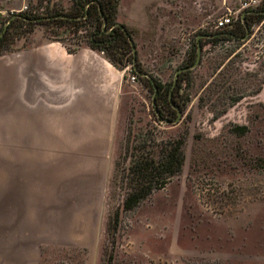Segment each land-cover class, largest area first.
Returning <instances> with one entry per match:
<instances>
[{
	"label": "rangeland",
	"instance_id": "1",
	"mask_svg": "<svg viewBox=\"0 0 264 264\" xmlns=\"http://www.w3.org/2000/svg\"><path fill=\"white\" fill-rule=\"evenodd\" d=\"M57 1L63 9L68 7L69 0ZM158 1L153 3L154 14L160 20L153 16L150 28L130 30L136 59L146 73L170 84L196 36L210 32L208 24L226 9L240 18L244 10L238 11L239 5L247 0H166L168 4L163 6ZM26 6L42 10L35 0H25ZM10 14L0 15V27ZM173 18L180 23L179 32ZM84 33L81 29L75 35L68 33L64 41L72 46ZM183 33L186 40L181 41ZM28 35L14 40L15 49L26 44ZM218 62L222 64L213 72ZM121 70V95L95 251L44 247L39 264H264V17L251 24L242 43L224 40L202 47L199 64L191 70L192 82L181 93L176 124L158 120L151 104L152 91L130 73L129 65ZM209 89L215 90L210 100L204 99L205 105L199 106L198 97L205 98ZM236 95L241 98L213 118L210 102ZM234 125H244L246 132L233 133ZM176 138L182 142L179 171L137 207L122 210L121 200L130 189V154H136L143 141L152 145ZM3 140L7 138L0 135ZM20 155L23 150L0 149V167L4 158Z\"/></svg>",
	"mask_w": 264,
	"mask_h": 264
},
{
	"label": "crops",
	"instance_id": "2",
	"mask_svg": "<svg viewBox=\"0 0 264 264\" xmlns=\"http://www.w3.org/2000/svg\"><path fill=\"white\" fill-rule=\"evenodd\" d=\"M155 1L119 0L117 22L150 28ZM24 7L0 0L2 12ZM122 80L101 52L85 44L67 52L38 27L0 54V149L23 150L0 167V264H39L44 247L95 251Z\"/></svg>",
	"mask_w": 264,
	"mask_h": 264
},
{
	"label": "trees",
	"instance_id": "3",
	"mask_svg": "<svg viewBox=\"0 0 264 264\" xmlns=\"http://www.w3.org/2000/svg\"><path fill=\"white\" fill-rule=\"evenodd\" d=\"M35 2L37 9H42L41 11H35L26 6L23 11H20L23 19L13 18L10 20L6 29L0 35V54L14 50V40L30 34L37 25H41L43 35L48 39L61 42L67 52H73L80 44H85L90 49L101 52L118 70L129 65L130 73L143 86L152 92L153 87H155L153 106L156 112L153 111L156 118L163 122L171 121L175 118V111L171 108L170 102L177 106L179 110L181 109V93L183 88L189 87V83L192 82V69L178 73L170 95L169 87L171 83H160L153 80L151 76V80H149L137 75L131 65L132 54L128 41V39L132 40V32L130 28L118 23L115 19L119 0H69L68 7L65 9L60 6L57 0H35ZM255 10L264 11V0L260 1ZM100 14L104 18L103 25ZM263 17L264 14L262 13L244 14L243 21L246 25L247 33L251 24L260 21ZM85 27H89L88 30H85ZM79 29L85 31L84 36L81 37L82 39L74 42L72 46L67 45L64 40L67 39L68 33L75 35ZM201 34L214 35L198 39L202 49L205 44L212 45L217 41L228 40L242 43L244 40H241V37L245 35V28L240 18H238L227 28L213 32H202ZM195 50V43L192 42L185 52V59L181 67L190 66L194 62ZM221 64L222 62L216 63L213 72L220 68ZM135 67L139 72L146 73L136 59V55ZM224 67L225 65L222 68ZM202 85L203 82H200L199 87L201 88ZM227 89L231 92L234 90L233 87L229 89L228 86ZM211 91L210 89L208 90L205 98L202 96L198 97L199 106L205 105L204 99L205 101L210 100V95L215 90ZM240 98L241 95H236L230 96L228 100L221 101V99L215 97L209 105L213 112V118L225 113L227 108L235 104ZM215 107H217L216 110ZM231 131L237 135H242L246 132V127L244 125H234ZM148 146L151 148L146 150ZM181 147L180 138L164 142L160 141L158 144L152 145L143 141L137 146V153L130 154L127 167L130 189L121 200L122 210H132L137 207L152 191L163 188L169 176L179 171L183 162ZM144 149L145 151H143Z\"/></svg>",
	"mask_w": 264,
	"mask_h": 264
},
{
	"label": "water",
	"instance_id": "4",
	"mask_svg": "<svg viewBox=\"0 0 264 264\" xmlns=\"http://www.w3.org/2000/svg\"><path fill=\"white\" fill-rule=\"evenodd\" d=\"M246 13H262V14H264V11L261 12V11L255 10V9H249V10H244V11H242L240 13V20L242 21V24H243V26L245 28V35L243 37H241V40H245V38L247 37V28H246V25H245V23L243 21V16ZM61 17H65V16H61ZM13 18H22L23 19V17L20 15V12H14V13L10 14V16L8 18H6V20L2 24V27H1V30H0V35L6 29L7 25L10 22V20L13 19ZM101 19H102V25H103L104 24V18L102 17V15H101ZM34 20H36V19H34ZM212 36H214V35L198 34L196 36V39H195V47H196V50H195V59H194V62L190 66L180 67V68H177L174 71L173 77H172V80H171V84H170V87H169V95H170V92H171V90H172L175 82H176V78H177L178 73L181 72V71L193 69L197 65V63L199 61V58H200V52H201V46L198 43V39L201 38V37H212ZM128 41H129V44L131 46V54H132V62H131V65H132V68H133L134 72L137 75L141 76V77H145V78L151 80V77H150L149 74H147V73H141V72H139L136 69V67H135V55H136L135 46H134L133 41L131 39H128ZM155 91H156V89H155V87H153V92H152V95H151V104L152 105H153V98H154ZM170 106L175 111V114H176L175 115V118L173 120H171V121H164V123L165 124H176L179 121V119H180L181 112H180L179 108L177 106L173 105L171 102H170ZM153 110L155 111V107L154 106H153Z\"/></svg>",
	"mask_w": 264,
	"mask_h": 264
},
{
	"label": "built area",
	"instance_id": "5",
	"mask_svg": "<svg viewBox=\"0 0 264 264\" xmlns=\"http://www.w3.org/2000/svg\"><path fill=\"white\" fill-rule=\"evenodd\" d=\"M259 0H247L246 2H243L239 5L238 11L240 10H246L249 6H257V3ZM25 7L23 8V10ZM5 11H0V15H3ZM12 14V12H10ZM235 12H230L226 9V12L223 13L221 16L213 19L210 24H208V27H206L210 32L221 30L224 28L229 27L235 20ZM1 28V27H0Z\"/></svg>",
	"mask_w": 264,
	"mask_h": 264
},
{
	"label": "flooded vegetation",
	"instance_id": "6",
	"mask_svg": "<svg viewBox=\"0 0 264 264\" xmlns=\"http://www.w3.org/2000/svg\"><path fill=\"white\" fill-rule=\"evenodd\" d=\"M176 115V114H175Z\"/></svg>",
	"mask_w": 264,
	"mask_h": 264
}]
</instances>
